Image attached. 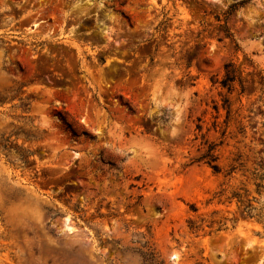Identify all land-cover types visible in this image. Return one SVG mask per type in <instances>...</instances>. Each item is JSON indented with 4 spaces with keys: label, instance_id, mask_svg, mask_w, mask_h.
Returning <instances> with one entry per match:
<instances>
[{
    "label": "rangeland",
    "instance_id": "374dc122",
    "mask_svg": "<svg viewBox=\"0 0 264 264\" xmlns=\"http://www.w3.org/2000/svg\"><path fill=\"white\" fill-rule=\"evenodd\" d=\"M240 1L0 0V264H264V0L233 40L216 19Z\"/></svg>",
    "mask_w": 264,
    "mask_h": 264
},
{
    "label": "trees",
    "instance_id": "16d2710c",
    "mask_svg": "<svg viewBox=\"0 0 264 264\" xmlns=\"http://www.w3.org/2000/svg\"><path fill=\"white\" fill-rule=\"evenodd\" d=\"M250 0H243V1H240V2H237V3H234L232 5H230L228 7V9L222 13V17L220 16H217L216 19L217 21L219 22H223V25L221 26V30L224 32L225 36L227 38H231L232 39V34L230 33L229 31V28L227 26V20L228 18L232 15V13L234 11H236L237 9H239L240 7H243L246 3H248ZM232 66V64H228L225 66V79L221 81V84L222 86H226V83L228 82H234V76H229L230 72L228 71V68ZM70 128V126H68ZM72 133H74V135H77V134H81V135H84V136H88V134L86 133V131H72ZM213 149L208 147L207 149H205L197 158L193 159L190 163L191 164H194V163H203L205 165H208L215 173H220V170L221 168L219 167L218 164H216V160H217V157L214 156L213 154ZM232 170V169H231ZM231 199H235L237 202H241L242 201V197L240 194L238 193H233L232 196H231ZM192 210L195 212L196 210L194 209V207H191ZM189 226H190V229H196L197 228V225L195 222L193 221H189Z\"/></svg>",
    "mask_w": 264,
    "mask_h": 264
}]
</instances>
